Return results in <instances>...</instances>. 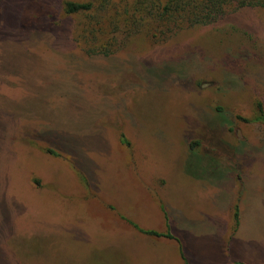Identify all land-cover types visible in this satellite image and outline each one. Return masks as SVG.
Masks as SVG:
<instances>
[{
    "label": "rangeland",
    "instance_id": "rangeland-1",
    "mask_svg": "<svg viewBox=\"0 0 264 264\" xmlns=\"http://www.w3.org/2000/svg\"><path fill=\"white\" fill-rule=\"evenodd\" d=\"M100 2L0 0V264H181L131 228L164 227L153 186L225 226L264 166V7L92 55L77 32Z\"/></svg>",
    "mask_w": 264,
    "mask_h": 264
},
{
    "label": "crops",
    "instance_id": "crops-1",
    "mask_svg": "<svg viewBox=\"0 0 264 264\" xmlns=\"http://www.w3.org/2000/svg\"><path fill=\"white\" fill-rule=\"evenodd\" d=\"M255 160L257 159L253 158L251 160V166L256 165L254 164ZM263 167L246 168L245 191L239 194V198L233 204L231 219L228 220L225 226L219 221L223 211L219 207H215L216 214L213 215V218L208 219L185 214L175 204H170L166 198L167 205L160 208L159 205L163 204H160L155 198L158 190L153 186L152 194L163 217L164 227L152 230L135 224L131 228L137 233L144 234L152 242L165 245L169 250L174 251L181 264H186L182 253H184L189 264H264ZM187 176L192 178L189 173ZM203 190H205L204 187L201 188L202 192ZM162 195L163 192H161ZM237 211L240 223L238 228L235 229ZM115 214L119 216L121 222L128 223L129 220L122 214ZM146 231H156L160 234L170 233L172 237L151 235ZM213 239L221 243V249L223 250L217 262L208 257L209 255L205 252L204 254L201 253L199 249L202 240Z\"/></svg>",
    "mask_w": 264,
    "mask_h": 264
},
{
    "label": "trees",
    "instance_id": "trees-1",
    "mask_svg": "<svg viewBox=\"0 0 264 264\" xmlns=\"http://www.w3.org/2000/svg\"><path fill=\"white\" fill-rule=\"evenodd\" d=\"M121 4H113L111 0H101L98 17L101 26L97 22H88L77 32V40L84 41L88 52L92 55H111L117 41L127 43L135 36L142 35L141 41L150 38H162L168 34L174 35L185 28L210 25L226 16L229 12L243 8L264 7V0H123ZM95 8L93 2L82 3L68 1L65 11L70 15L89 14ZM113 11V17L109 14ZM104 13L107 21H104ZM97 15H95L96 17ZM95 17L93 19H95ZM108 23V27L104 26ZM147 31V32H145ZM255 121L264 125V108L259 103V112ZM198 143V142H196ZM198 154L194 152L193 155ZM206 155V154H205ZM198 159V158H197ZM195 159V161H197ZM189 175H196L191 173ZM201 177V176H200ZM239 213L236 212V228L240 223ZM151 235L172 237L170 233L160 234L156 231H146ZM186 264H189L185 258ZM242 264V263H239Z\"/></svg>",
    "mask_w": 264,
    "mask_h": 264
}]
</instances>
